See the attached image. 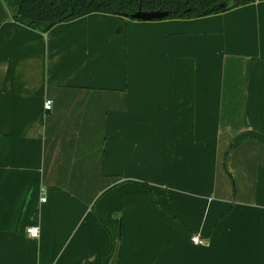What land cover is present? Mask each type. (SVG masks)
I'll list each match as a JSON object with an SVG mask.
<instances>
[{
  "label": "crops",
  "instance_id": "1",
  "mask_svg": "<svg viewBox=\"0 0 264 264\" xmlns=\"http://www.w3.org/2000/svg\"><path fill=\"white\" fill-rule=\"evenodd\" d=\"M19 1L0 0V264H264V0L51 25Z\"/></svg>",
  "mask_w": 264,
  "mask_h": 264
},
{
  "label": "trees",
  "instance_id": "2",
  "mask_svg": "<svg viewBox=\"0 0 264 264\" xmlns=\"http://www.w3.org/2000/svg\"><path fill=\"white\" fill-rule=\"evenodd\" d=\"M254 0H20L18 21L54 24L70 17L98 12L119 15L133 20L135 13L163 12L160 19L196 18L250 3ZM228 2L224 6L222 3Z\"/></svg>",
  "mask_w": 264,
  "mask_h": 264
},
{
  "label": "built area",
  "instance_id": "3",
  "mask_svg": "<svg viewBox=\"0 0 264 264\" xmlns=\"http://www.w3.org/2000/svg\"><path fill=\"white\" fill-rule=\"evenodd\" d=\"M50 105L51 101L46 99L43 101L42 107L43 109L47 110L50 108ZM24 233L27 237H36L38 234V227L36 225H27L26 227H24ZM190 240L193 243H201V239L196 235H192L190 237Z\"/></svg>",
  "mask_w": 264,
  "mask_h": 264
},
{
  "label": "water",
  "instance_id": "4",
  "mask_svg": "<svg viewBox=\"0 0 264 264\" xmlns=\"http://www.w3.org/2000/svg\"><path fill=\"white\" fill-rule=\"evenodd\" d=\"M225 4H228V2L222 3L221 6H224ZM166 13L153 11V12H143V13H135L132 15L135 19L140 20H158L165 16Z\"/></svg>",
  "mask_w": 264,
  "mask_h": 264
}]
</instances>
